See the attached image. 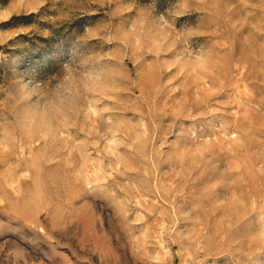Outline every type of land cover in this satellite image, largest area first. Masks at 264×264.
<instances>
[{"label": "rangeland", "instance_id": "374dc122", "mask_svg": "<svg viewBox=\"0 0 264 264\" xmlns=\"http://www.w3.org/2000/svg\"><path fill=\"white\" fill-rule=\"evenodd\" d=\"M0 264H264V0H0Z\"/></svg>", "mask_w": 264, "mask_h": 264}]
</instances>
